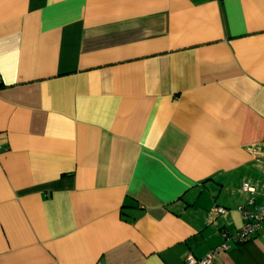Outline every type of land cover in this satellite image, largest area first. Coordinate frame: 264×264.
I'll use <instances>...</instances> for the list:
<instances>
[{
	"label": "crops",
	"instance_id": "0c3cea01",
	"mask_svg": "<svg viewBox=\"0 0 264 264\" xmlns=\"http://www.w3.org/2000/svg\"><path fill=\"white\" fill-rule=\"evenodd\" d=\"M245 181L264 0H0V264H186ZM212 264H264V223Z\"/></svg>",
	"mask_w": 264,
	"mask_h": 264
},
{
	"label": "built area",
	"instance_id": "2783aa9c",
	"mask_svg": "<svg viewBox=\"0 0 264 264\" xmlns=\"http://www.w3.org/2000/svg\"><path fill=\"white\" fill-rule=\"evenodd\" d=\"M241 190L248 194L246 202L238 208L243 219L241 228L234 234L222 231V242L219 245L212 248L200 259L188 255L185 258L186 264H212L218 253L229 249L231 243L238 245L245 244L259 231L261 224L264 223V192L247 181L241 184ZM257 196H260V198L257 199ZM212 212L225 215L227 210L223 207H214Z\"/></svg>",
	"mask_w": 264,
	"mask_h": 264
}]
</instances>
